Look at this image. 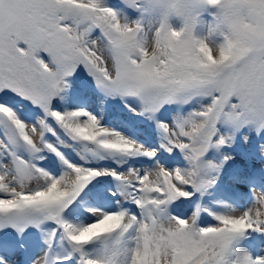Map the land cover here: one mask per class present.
Returning <instances> with one entry per match:
<instances>
[{"label":"snow or ice","instance_id":"6c2138e0","mask_svg":"<svg viewBox=\"0 0 264 264\" xmlns=\"http://www.w3.org/2000/svg\"><path fill=\"white\" fill-rule=\"evenodd\" d=\"M172 2L0 0V264H264L205 159L264 129V0Z\"/></svg>","mask_w":264,"mask_h":264},{"label":"rangeland","instance_id":"374dc122","mask_svg":"<svg viewBox=\"0 0 264 264\" xmlns=\"http://www.w3.org/2000/svg\"><path fill=\"white\" fill-rule=\"evenodd\" d=\"M217 128L220 134H228L230 141L220 147H210L205 156V159L219 165V168L212 173L216 176V183L210 190L211 199H224L222 186H218L220 184L228 183L230 189L231 186L240 187L244 184L246 188L238 189L236 192L241 191L240 194L244 195L238 201L239 205L247 206L252 199L247 198L246 192L248 193L249 190L252 192L253 188L257 189V192H264V129L258 134L251 125L236 129L218 123ZM251 237L253 243L250 246L264 247V237H261V234L258 233V236L253 234Z\"/></svg>","mask_w":264,"mask_h":264},{"label":"clouds","instance_id":"9594fccd","mask_svg":"<svg viewBox=\"0 0 264 264\" xmlns=\"http://www.w3.org/2000/svg\"><path fill=\"white\" fill-rule=\"evenodd\" d=\"M167 7L170 9V15L174 17L171 26H174L179 30L183 28L184 21L192 15L194 6L191 3V0H173V2ZM225 8L226 4L221 3L219 5V9L222 10ZM210 27L214 28L215 26L213 25ZM202 38L207 39V33H205ZM212 46L214 51H217L219 48V44L216 43L212 44Z\"/></svg>","mask_w":264,"mask_h":264},{"label":"bare ground","instance_id":"6f19581e","mask_svg":"<svg viewBox=\"0 0 264 264\" xmlns=\"http://www.w3.org/2000/svg\"><path fill=\"white\" fill-rule=\"evenodd\" d=\"M232 187V189H233V192L235 193V194H239V195H236L238 198H242L244 195L243 194H240V192L241 191H239V193H237L236 191L238 190V189H242V188H246V185H240V187L239 186H231ZM246 195H247V193H246ZM223 201V200H222ZM225 202H227V201H225ZM229 202V201H228ZM230 203H232V202H230ZM251 248H252V251L253 252H258V251H261V250H264V247L263 248H261L260 246H255V247H252V246H250Z\"/></svg>","mask_w":264,"mask_h":264}]
</instances>
